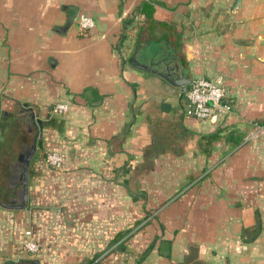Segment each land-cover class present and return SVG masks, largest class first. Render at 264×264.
Wrapping results in <instances>:
<instances>
[{
    "label": "crops",
    "instance_id": "1",
    "mask_svg": "<svg viewBox=\"0 0 264 264\" xmlns=\"http://www.w3.org/2000/svg\"><path fill=\"white\" fill-rule=\"evenodd\" d=\"M235 2L0 0V264H264V0ZM140 31L222 75L232 110L185 115L129 61Z\"/></svg>",
    "mask_w": 264,
    "mask_h": 264
},
{
    "label": "built area",
    "instance_id": "2",
    "mask_svg": "<svg viewBox=\"0 0 264 264\" xmlns=\"http://www.w3.org/2000/svg\"><path fill=\"white\" fill-rule=\"evenodd\" d=\"M75 21L82 29H88L95 25L93 17L79 12ZM54 111H66L68 105L58 102L53 107ZM231 109L227 100V90L222 75L197 76L192 79L183 94V110L185 115L194 119L215 122ZM45 160L53 167L60 168L64 162L63 153L57 150L46 151ZM28 238L24 242L23 249L30 253L39 251V243L32 237L31 230H26Z\"/></svg>",
    "mask_w": 264,
    "mask_h": 264
},
{
    "label": "flooded vegetation",
    "instance_id": "3",
    "mask_svg": "<svg viewBox=\"0 0 264 264\" xmlns=\"http://www.w3.org/2000/svg\"><path fill=\"white\" fill-rule=\"evenodd\" d=\"M144 31H140L136 34L135 44L133 46L132 51H130L128 55V59L135 54V58L140 63H146L148 66L152 67L155 70H159V68H165L162 72L167 73L169 70V66L173 68V77L177 78V74L174 71H183L186 72L185 65L183 63L184 59L183 56L180 54V46L174 45V50L170 49L171 51L168 53H162L160 50L163 49V46H159V43H162V38H156L155 40H159L160 42L153 41L150 39L148 33H143ZM143 33V37L141 34ZM147 39H150L149 43L147 44ZM166 38H163V41ZM139 46L138 51L136 52V48ZM131 62V61H130ZM163 63V64H162ZM168 63V64H167ZM158 68V69H157ZM186 77L193 79L190 77L187 72L185 73ZM189 85V84H188ZM187 85V87H188ZM187 89V88H186Z\"/></svg>",
    "mask_w": 264,
    "mask_h": 264
},
{
    "label": "water",
    "instance_id": "4",
    "mask_svg": "<svg viewBox=\"0 0 264 264\" xmlns=\"http://www.w3.org/2000/svg\"><path fill=\"white\" fill-rule=\"evenodd\" d=\"M240 0H236L235 2V5L237 6L239 4ZM145 33V32H143ZM143 33L141 34V36L143 37ZM151 39V38H150ZM150 39H147V44L149 43ZM153 41H156V42H160L159 40H154L152 39ZM169 48H171L172 50H174V45L171 44L169 45ZM139 49V46H137L136 48V52L138 51ZM135 58V54L132 55V57L129 58V61H131V63L137 65V66H142V67H145V68H148L150 69V67L146 64V63H140L139 61H137ZM169 70L167 73L165 72H162V71H158V70H155V69H152L153 71H156L159 75H161L164 79H166L171 85H174V86H179L182 90V93H184V91L186 90L187 88V85L192 81L191 78H188L186 77L185 73L182 71H174L176 72L177 74V78L173 77V68H171V66L168 67ZM32 117H34L35 115L33 113H31ZM36 139V138H35ZM32 148H35V143L33 144V147ZM26 165V163H25Z\"/></svg>",
    "mask_w": 264,
    "mask_h": 264
},
{
    "label": "rangeland",
    "instance_id": "5",
    "mask_svg": "<svg viewBox=\"0 0 264 264\" xmlns=\"http://www.w3.org/2000/svg\"><path fill=\"white\" fill-rule=\"evenodd\" d=\"M219 10H226V12H224V14H229L230 13V11H231V9H232V6H219V7H217ZM229 18H228V15L225 17V18H222V22L223 23H225V25L226 24H228V23H230V22H227V21H229L228 20ZM227 25L226 26H223L221 29L223 30V29H227ZM137 29H134L131 33H130V38H131V40H130V44H132V41L134 40V38H135V31H136ZM260 33H261V31H260ZM217 75V74H216ZM214 76V75H213ZM227 90V89H226ZM227 100H228V96H227ZM228 102L231 104V102L228 100ZM230 110H232V105H231V109ZM229 110V111H230ZM229 111L227 112V113H229ZM45 156H46V151L44 152V158H45ZM46 161V160H45ZM47 163V162H46ZM50 165V164H49ZM260 189H262V190H260ZM258 191L260 192L259 194H260V196H261V199H258L259 198V195L257 196V200H259L258 201V203H259V205L261 206V210L263 211V219H264V185H262V184H260L259 186H258ZM150 220V218H148L147 219V221L146 222H148ZM260 237H262L263 239H264V232L262 233V235L260 236ZM257 253H261V254H264V244L263 245H259L258 247H257Z\"/></svg>",
    "mask_w": 264,
    "mask_h": 264
},
{
    "label": "trees",
    "instance_id": "6",
    "mask_svg": "<svg viewBox=\"0 0 264 264\" xmlns=\"http://www.w3.org/2000/svg\"><path fill=\"white\" fill-rule=\"evenodd\" d=\"M149 10H150V9H149ZM149 13H150V12H149ZM218 120H219V118L217 119V121H218ZM215 122H216V121H215ZM123 167L126 169V166H123ZM259 231H260V230H257L256 233H255L253 236H254V237L257 236V234H258Z\"/></svg>",
    "mask_w": 264,
    "mask_h": 264
}]
</instances>
